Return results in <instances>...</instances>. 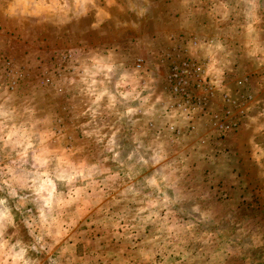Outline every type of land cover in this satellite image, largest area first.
I'll use <instances>...</instances> for the list:
<instances>
[{
  "label": "rangeland",
  "instance_id": "374dc122",
  "mask_svg": "<svg viewBox=\"0 0 264 264\" xmlns=\"http://www.w3.org/2000/svg\"><path fill=\"white\" fill-rule=\"evenodd\" d=\"M0 264H264V0H0Z\"/></svg>",
  "mask_w": 264,
  "mask_h": 264
}]
</instances>
